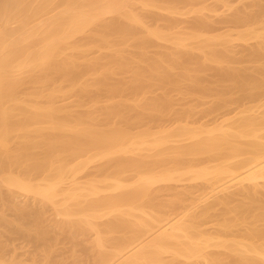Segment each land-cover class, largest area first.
<instances>
[{
    "label": "bare ground",
    "instance_id": "1",
    "mask_svg": "<svg viewBox=\"0 0 264 264\" xmlns=\"http://www.w3.org/2000/svg\"><path fill=\"white\" fill-rule=\"evenodd\" d=\"M245 1L215 21L202 0H0V264H264V0Z\"/></svg>",
    "mask_w": 264,
    "mask_h": 264
},
{
    "label": "rangeland",
    "instance_id": "2",
    "mask_svg": "<svg viewBox=\"0 0 264 264\" xmlns=\"http://www.w3.org/2000/svg\"><path fill=\"white\" fill-rule=\"evenodd\" d=\"M241 1H242V0H234V3L236 4V5L233 4L234 7H235V6L237 7V6H239L240 4L242 5V4L244 3L245 0H244L242 3H241ZM202 2H205V4L208 3L209 5H210V4H215L214 7H216L217 10H216V11L213 10V11H211V13L209 12V14H211V18H212V19L214 18L215 21H216V20L219 21L220 18H221L222 20H225V18L227 19V17H228L227 20H229V19H230V18H229L230 13H231V14L233 13V11H231L230 9H229L230 11L227 10L228 8L226 7V8H227V9H226V8H225V5L223 6V4H224L223 0H202ZM232 2H233V1H232ZM245 2H246V1H245ZM211 6H213V5H211ZM154 10H157V9H154ZM156 12H157V11H156ZM212 12H213V13H212ZM166 14H167V13H166ZM168 14L170 15V13H168ZM189 15H190V14H189ZM212 15H213V16H212ZM173 16H174V15H173ZM175 16H177V15H175ZM181 16H182V15H181ZM181 16L178 15V17H181ZM184 16H186V15H183L182 18H184V19H185L184 21H187V22L190 21V19L193 20V18L195 17L194 14H192V16H194L193 18H192L191 16H187V17H184ZM223 16H224V17H223ZM215 17H216V18H215ZM217 17H218V18H217ZM180 20H181V18H180ZM182 20H183V19H182ZM182 20H181V21H182ZM190 22H191V21H190ZM220 22H221V21H220ZM220 22H217V23H216V27H215V25H214L215 30L213 29V33L221 32V33L227 34V31H228L229 33L233 34V36H234V35L237 36L236 33H238V31L241 30L240 28H239V30H237L238 28L234 27V26H233L232 24H230V22H228V21H225V22H226V23H229L230 25H227V24L224 23V22H221V24H222V25H221ZM183 23H184V22H183ZM189 24H190L189 27L191 28V23H189ZM223 24H224V25H223ZM182 25H183V24H181V26H182ZM184 25H186V23H184ZM184 25H183V27H184ZM186 26H188V24H187ZM186 26H185V27H186ZM226 26H227V27H226ZM219 27H220V28H219ZM230 27H231V28H230ZM232 27H233L234 29H233ZM258 27H259V26H258ZM260 27L262 28V26H260ZM260 27H259V28H260ZM190 28L187 27V30L190 29ZM224 28H225V29H224ZM228 28H229L230 30H228ZM235 28H236V29H235ZM180 29H181V30H185V28H184V29H183V28H180ZM219 30H220V31H219ZM235 30H236V31H235ZM242 30H244V29L242 28ZM225 31H226V32H225ZM230 31H231V32H230ZM232 32H233V33H232ZM240 32H241V31H240ZM229 33H228V34H229ZM217 34H218V33H217ZM234 39H235V38H234ZM234 39H233V40H234ZM235 40H236V39H235ZM156 41H159V40H156ZM165 42H166V41H165ZM165 42L163 41V43H162V41H161V43H162V44H161V45H162L161 47H165V46H163V45H165V44L167 45L168 42H166V43H165ZM233 42H234V41H233ZM233 42H231V43H233ZM255 42H256V41H255L254 39H248L247 42L244 41V40L242 41V40L239 39V40L235 41L233 44L230 43V45H233V46H232V50H231L230 55L233 56L234 58L236 57L235 60L241 59V58L247 53V48H248V47L251 48V46H253L254 44H257V43H255ZM156 43H157V42H156ZM169 45H170V44H169ZM250 45H251V46H250ZM156 46H157V45H156ZM159 46H160V44H159ZM172 47H173V46L171 45V48H172ZM233 47H234V48H233ZM156 48H160V47H156ZM156 48L153 49V50L156 51ZM168 48H169V47H168ZM168 48L165 49V50H168ZM160 49H161V48H160ZM162 49H164V48H162ZM157 50H159V49H157ZM233 50H234V53H233ZM169 51H171V49L168 50V52H169ZM170 53H171V52H170ZM242 59H245V56H244V58H242ZM239 63H240V62H238L237 64L240 65V66L245 64V63L243 64V62H241V64H239ZM237 64H234V63H233L234 66H236ZM211 75H212V74H211ZM210 77H211V76H210ZM176 93H177V92L174 93V94H175V97L177 96L176 98H177V99H178V98L180 99L181 95H178V94H176ZM174 94H173V95H174ZM197 94H199V93H197ZM178 96H179V97H178ZM188 96H189V95H188ZM193 96H195V97H193ZM196 96H197V95H192V98L197 99ZM199 96H202V95L200 94ZM199 96H198V97H199ZM173 97H174V96H173ZM175 97H174V98H175ZM176 98H175V100H177ZM181 98H182V97H181ZM183 98H184V96H183ZM185 98H186V97H185ZM192 98L188 97V99L186 98V99H184V100H190V102L193 103V101H191ZM195 99H194V101H195ZM199 99H201V97H199ZM202 99L204 100V98H202ZM205 99H206V98H205ZM206 100L209 101L210 99L207 98ZM178 101H179V100H178ZM207 101H205V102L208 103V104L203 103V102L201 101L203 104H206V105H205V106H202V103H201V105H200L201 107L199 106V108H202V110H203L204 108H205V109L208 108V107L211 105V102H210V101H212V100L209 101L210 103L207 102ZM66 102H67V101H66ZM66 102H64V103H66ZM68 102H69V103H72L73 101H72V102H71V101H68ZM68 102H67V103H68ZM182 102H184V101L182 100ZM182 102H180V104H179V102H177L179 105L175 103V104H176V107H175V108H178V106H180V105H181V106L184 105ZM187 102L189 103V105L191 104L189 101H187ZM187 102H186L185 104H188ZM194 103H195V102H194ZM72 104H74V103H72ZM209 104H210V105H209ZM181 106H180V107H181ZM187 106H188V105H187ZM207 106H208V107H207ZM185 107H186V106H185ZM199 108H198V110L200 111L201 109H199ZM230 108H231V109H230ZM236 108H237V105H236V104H234L232 107H229L230 111H231V110L234 111V109L237 110L238 108H237V109H236ZM179 109H183V108H178V110H179ZM225 110H226V111H225ZM180 111H181V110H180ZM227 111H228L227 109H220L219 112H216V113L212 114L211 116L204 118V120H206L207 118H208V119H211V118H213L214 116H219L220 114L225 113V112H227ZM202 114H203V113L201 112L200 115H202ZM200 115H199V116H200ZM208 119H207V120H208ZM95 164H96V163H95ZM92 166H94V164H92ZM95 169H96V168H95ZM95 169H94V170H95ZM89 170H90V169H89ZM89 170H88V171H89ZM91 170H93V167L91 168ZM91 170H90V171H91ZM82 175H83V174H82ZM83 176H84V175H83ZM84 179H85V178H84ZM82 180H83V179H82ZM235 189H236V188L229 189V190H232V192H233V191H236ZM228 192H229V191H228ZM163 193L168 194L167 192H163ZM20 197H21V196H20ZM20 197H19L18 199H20ZM22 198H23V196H22ZM22 198H21V199H22ZM24 198H25V197H24ZM211 199L213 200V198H211ZM211 199H210V200H211ZM22 200H24V199H22ZM19 201H21V200H19ZM201 205H202V203H201ZM52 215H53V214H52ZM55 217H56V215H55ZM57 218H59V217L57 216L56 219H57ZM54 219H55V218H54ZM56 219H55V220H56ZM59 219H60V218H59ZM59 219H58V220H59ZM58 220H57V221H58ZM212 224H213V223H212ZM209 226L211 227V225H209ZM209 226H208V227H209ZM212 227H213V225H212ZM212 227H211V228H212ZM206 228H207V226H206ZM211 228H210V229H211ZM208 229H209V228H208ZM63 230H64V229H63ZM58 232H60V230H59ZM64 232H65V231H64ZM64 232H63V233H64ZM0 233H2V232H0ZM60 233H61V232H60ZM61 234H62V233H61ZM62 235H63V234H62ZM3 239H4V238H3ZM20 241H22V240H18V241H16V248H17L18 253L21 254V256H22V255L24 256L23 253H25V252L27 253V255H28V254L30 255V253H29L27 250L31 251V250H33V249H32L30 246L27 247V245H24V246H23V244H24L23 241H22V243H21ZM18 244H19V245H18ZM63 244H64V241H63ZM63 244H60V246H59V245H58V246H59V247H62V246H63V248H65V246L67 245V244H66V240H65V244H64V245H63ZM17 245H18V247H17ZM21 245H22V246H21ZM68 246H69V245H68ZM68 246H66L67 249L69 248ZM23 247H24V248H23ZM25 247H27V248H25ZM29 247H30L31 250L28 249ZM25 249H26V250H25ZM59 249L61 250V248H59ZM213 249H214V248H213ZM62 250H63V249H62ZM215 250H217V249L215 248ZM63 251H64V250H63ZM65 251H66V250H65ZM27 255L25 254L24 258H26ZM29 255H28V256H29ZM70 258H72V257H70ZM72 259H73V258H72ZM68 261L71 262V259H69Z\"/></svg>",
    "mask_w": 264,
    "mask_h": 264
}]
</instances>
